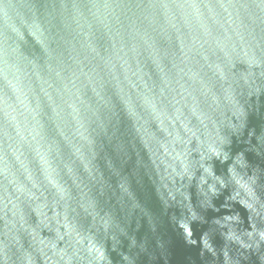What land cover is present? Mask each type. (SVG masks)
I'll return each mask as SVG.
<instances>
[{
    "label": "water",
    "instance_id": "obj_1",
    "mask_svg": "<svg viewBox=\"0 0 264 264\" xmlns=\"http://www.w3.org/2000/svg\"><path fill=\"white\" fill-rule=\"evenodd\" d=\"M0 264H264V0H0Z\"/></svg>",
    "mask_w": 264,
    "mask_h": 264
}]
</instances>
